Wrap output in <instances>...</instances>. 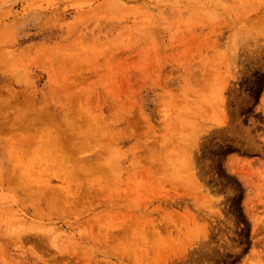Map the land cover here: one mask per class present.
Segmentation results:
<instances>
[{"label": "rangeland", "instance_id": "rangeland-1", "mask_svg": "<svg viewBox=\"0 0 264 264\" xmlns=\"http://www.w3.org/2000/svg\"><path fill=\"white\" fill-rule=\"evenodd\" d=\"M0 264H264V0H0Z\"/></svg>", "mask_w": 264, "mask_h": 264}]
</instances>
